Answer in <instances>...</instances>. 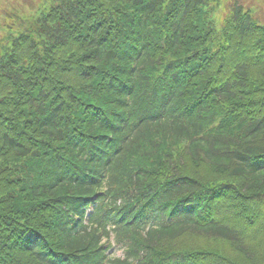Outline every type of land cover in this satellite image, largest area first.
Listing matches in <instances>:
<instances>
[{
    "label": "trees",
    "instance_id": "1",
    "mask_svg": "<svg viewBox=\"0 0 264 264\" xmlns=\"http://www.w3.org/2000/svg\"><path fill=\"white\" fill-rule=\"evenodd\" d=\"M253 5L0 0V264H264Z\"/></svg>",
    "mask_w": 264,
    "mask_h": 264
},
{
    "label": "rangeland",
    "instance_id": "2",
    "mask_svg": "<svg viewBox=\"0 0 264 264\" xmlns=\"http://www.w3.org/2000/svg\"><path fill=\"white\" fill-rule=\"evenodd\" d=\"M9 3L14 4L16 3V0H7ZM249 2V1H248ZM251 4L254 2V9L259 8V9H264V0H250ZM6 16V13H4V15L0 16V20L3 23V18ZM2 35V31L0 29V36ZM111 254L113 255H120L121 251L119 249L115 250V252L113 250H111Z\"/></svg>",
    "mask_w": 264,
    "mask_h": 264
}]
</instances>
